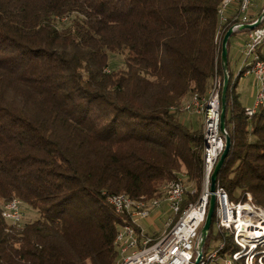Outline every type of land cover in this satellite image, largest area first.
I'll return each mask as SVG.
<instances>
[{
    "label": "trees",
    "instance_id": "16d2710c",
    "mask_svg": "<svg viewBox=\"0 0 264 264\" xmlns=\"http://www.w3.org/2000/svg\"><path fill=\"white\" fill-rule=\"evenodd\" d=\"M222 1L0 0V264H116L127 217L109 197H162L186 176L194 193L187 188L184 204L198 201L204 125L180 114L224 76ZM230 39L231 147L216 186L234 208L264 209V104L246 113L237 86L247 67L234 77ZM115 53L125 69L109 70ZM13 199L38 217L6 219ZM217 207L203 256L238 253L234 263L246 264L236 229L218 226Z\"/></svg>",
    "mask_w": 264,
    "mask_h": 264
},
{
    "label": "built area",
    "instance_id": "2783aa9c",
    "mask_svg": "<svg viewBox=\"0 0 264 264\" xmlns=\"http://www.w3.org/2000/svg\"><path fill=\"white\" fill-rule=\"evenodd\" d=\"M222 15H227L228 24L234 32L240 30L245 31L247 38L244 44L243 54L244 60L251 59L252 56L258 52L256 50V43L258 38H264V0H230L227 7L221 9ZM234 15H244L243 23H234ZM258 25L253 29H241L247 24ZM252 74L255 79V85L259 88L258 94H264V62L260 66H254ZM217 80H215L216 82ZM222 84L214 86L210 93V99L206 101H192L186 105L190 109L192 105L198 109L201 106H208V117L203 118L205 138L213 139V142L224 146L227 137L226 128L221 129V101ZM264 102H257L252 108H246V113L252 115L259 105ZM205 172L203 178L205 179V186L202 191V202H190L184 219H177L175 217V209L178 206L179 199L182 198L183 193H187V187L184 177H179L183 180V188H173L168 192L170 195V204H161L154 208H149L146 212H137L130 204H125L122 201H113L108 199L112 207H120L121 214L127 217V222L122 224L118 231H121V236L126 238V231H133V238H130V246L124 247L125 258L121 264H194L199 249L197 241L199 238V229L204 225L203 214L205 209H208L210 201V185L211 175L215 169L217 161H205ZM225 192L219 189V200L216 211L217 223L219 227L235 229L238 227L240 216H233V209H229L225 201ZM12 204L17 206V213L15 215H7V217H17L22 220L24 206L26 205L20 199L11 200ZM166 205L167 211L163 210ZM242 205L239 204L241 209ZM155 210L163 211L166 214L165 220H174V228H168V232H162L158 228L152 233L148 232L144 222H147ZM168 213V214H167ZM231 215V216H230ZM164 224V222H163ZM240 245L242 242L237 241ZM210 254H215V250ZM234 254L232 258H226V264H234V259L237 257ZM199 264L203 263L202 260Z\"/></svg>",
    "mask_w": 264,
    "mask_h": 264
},
{
    "label": "bare ground",
    "instance_id": "6f19581e",
    "mask_svg": "<svg viewBox=\"0 0 264 264\" xmlns=\"http://www.w3.org/2000/svg\"><path fill=\"white\" fill-rule=\"evenodd\" d=\"M229 3H230V0H223L217 12L221 23L225 24L227 26L226 28L228 27L230 28V24H228L227 15H222L221 9L223 7H227ZM243 22H244V15H234V23H243ZM224 30L225 29L220 30L216 36V41L218 42L220 47L222 46V36H223ZM256 50L258 52L255 54V56H252L251 59H246L243 63V66L247 67L246 72H244L245 74L246 73L249 74L251 71L254 70V66H260L264 62V38L257 39ZM257 102H264V94H257ZM256 109L253 110L252 115L255 113ZM198 111L202 113L201 115H203V118L208 117V106H201L198 109ZM223 151H224V146H220L219 143L213 142V139L205 138V147H204V160L205 161H218ZM204 172H205V164H204ZM180 177H183V176H180ZM203 183L205 186L204 178H203ZM173 188H183V180L178 178L177 180L165 186L162 197L153 198L150 200H134L131 197L126 196V195H116V196L109 197V199L113 201H122L125 204H130L131 206H133V208L137 212H146V210L149 208H154L161 204H170V195H167V194ZM219 189L222 190L221 188H218V187L216 189V195H217L218 200H219ZM185 197H186V193H183L182 198L179 199L178 206L175 209V217L177 219L185 218L187 208L189 207V204L187 206H185L184 204ZM225 201L227 202V205L229 206V208L233 209V213L234 211H236L237 208H239V205L236 208H234L233 206L228 204L229 202H228V197L226 193H225ZM197 202H202V195ZM114 208L116 209L117 212L121 213L120 207H114ZM3 209H4V216L6 219L11 220L12 222L20 221V219H18L17 217H7L6 216V214L15 215L17 213V206L13 205L11 201L7 202L4 205ZM247 209L250 210L249 204H245L240 209V219L238 220V222L239 224H241V226L238 229V232H236V241L239 240L240 238L239 236L242 234L246 236L254 234L255 237L261 236L264 234V223L263 222L259 223L258 225L254 227L252 224V219L247 218V217L245 219H242V217H244L243 210L246 211ZM207 212H208V209H205V212L203 214V223L205 222ZM164 225H165V229L162 232H168V228H174V220H166ZM256 229H258L259 231L257 230L256 232ZM130 238H133V231H126V238H123V236H121V231H119L118 234H116L115 244H116V247L119 253L116 264L123 263L124 258H125L124 247L130 246ZM216 254H217L216 251H215V254H211V255L208 254L210 256L209 257L206 256L208 257L206 259L203 256V263H209L211 259L216 258ZM238 256L239 254H237L236 258H238Z\"/></svg>",
    "mask_w": 264,
    "mask_h": 264
},
{
    "label": "rangeland",
    "instance_id": "374dc122",
    "mask_svg": "<svg viewBox=\"0 0 264 264\" xmlns=\"http://www.w3.org/2000/svg\"><path fill=\"white\" fill-rule=\"evenodd\" d=\"M246 38H247L246 32L240 31L236 34H233L230 39V46H231L230 47V68L233 72L234 77H236L239 74V71L241 70L243 63L245 61L243 49H244ZM222 43H223V38H222ZM220 48L222 49V46ZM125 68H126V65H125L123 54L115 53V54L110 55L109 70H121ZM223 70H224V76H225V73L228 74L227 69L223 68ZM216 75L217 76L213 79V83L206 94L198 95L197 98L195 97V95H193L192 97H190V99L187 102H185L184 109L182 110L180 114L183 122H186L188 125H191L193 127L201 125V123H203V115H201L202 113L197 111L193 105L190 109L186 108V105L189 103L192 104L193 103L192 101H198V99L199 101H204V100L209 99L212 89L214 88L215 85L217 87L219 82H221L222 84V91H223L224 76H222V74L220 73H217ZM215 80L217 81L215 82ZM237 92L240 93V99L245 108L254 107L256 103V99H257V94L259 92V88L255 85L254 76L242 75L238 82ZM221 99H222V92H221ZM184 179H185V183H186L188 190H192L191 193H194L193 184L187 181L186 176L184 177ZM203 189H204V183H203ZM1 202L2 200L0 199V203ZM230 203H233V202H230ZM234 204L235 205L241 204L242 206H244L245 204H249L250 210L249 209H247L246 211L243 210L244 217H242V219H245L246 217L252 219V224L254 227L261 222L264 223V209L253 205L251 202L234 203ZM24 211H25V220L27 221L34 220L38 217L37 212L31 209L27 205L24 206ZM233 216H240V209L238 210L236 209V211H234L233 213ZM165 221L166 220H164V224H165ZM157 224L160 229L159 233L161 234L162 231L165 229V225L163 224V222H160V221L157 222ZM240 226L241 224H239L238 227L236 228V232H238V229L240 228ZM231 228L235 230L234 225H232ZM257 230L258 229H256V232ZM148 232L152 233L154 232V230H149ZM239 237H240L239 240L243 244V248L247 249L248 255L245 259L246 264H254L255 261H258V263L264 264V261L262 262L261 260V258L264 256V234L261 236H257V237H255L254 234L248 235V236L242 234ZM200 238H201V235L199 236L198 241H197L198 249H199ZM235 238H236V235H235ZM215 251L217 252V250ZM210 255L207 254L206 256L209 257ZM206 256L204 257L205 259L208 258ZM216 257H217V254H216ZM225 259L226 258H218V259L213 258L210 260L209 264H226Z\"/></svg>",
    "mask_w": 264,
    "mask_h": 264
},
{
    "label": "water",
    "instance_id": "95a60500",
    "mask_svg": "<svg viewBox=\"0 0 264 264\" xmlns=\"http://www.w3.org/2000/svg\"><path fill=\"white\" fill-rule=\"evenodd\" d=\"M258 25V23L256 24H247L242 26L241 29H253L254 27H256ZM234 31L232 28H229L228 31L226 32V34L224 35L223 38V43H222V60H223V64H224V69H227L228 66V42L230 37L233 35ZM228 85H229V76L227 73H225L224 76V85H223V92H222V111H221V129L224 130L226 127V123H225V119H226V113H227V105H226V96H227V90H228ZM231 147V140L230 137L227 136L226 137V141H225V148L223 153L221 154L220 158L217 161V164L215 166V169L211 175V185H210V192H211V196H210V201H209V209L207 212V216H206V220L204 222V225L202 227L201 230V238H200V243H199V254L194 262V264H199L202 260V256H203V246L206 242L208 233L210 231L212 222H213V217H214V213L216 210V204L218 201L217 195H216V183H217V176L218 173L229 153ZM225 204V201H224Z\"/></svg>",
    "mask_w": 264,
    "mask_h": 264
},
{
    "label": "crops",
    "instance_id": "0c3cea01",
    "mask_svg": "<svg viewBox=\"0 0 264 264\" xmlns=\"http://www.w3.org/2000/svg\"><path fill=\"white\" fill-rule=\"evenodd\" d=\"M245 76H253L252 74L244 73ZM163 210L167 211L166 205L163 206ZM168 214V213H167ZM166 218V214L160 210H155L154 213L152 214L151 218L147 221L144 222V225L147 227L148 231L149 230H157L159 228L157 222H164Z\"/></svg>",
    "mask_w": 264,
    "mask_h": 264
}]
</instances>
